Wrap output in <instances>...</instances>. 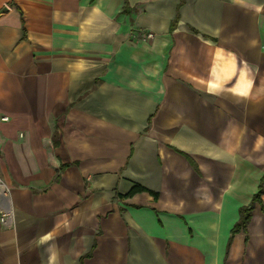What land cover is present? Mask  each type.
I'll return each mask as SVG.
<instances>
[{
  "label": "crops",
  "instance_id": "0c3cea01",
  "mask_svg": "<svg viewBox=\"0 0 264 264\" xmlns=\"http://www.w3.org/2000/svg\"><path fill=\"white\" fill-rule=\"evenodd\" d=\"M263 175L264 0H0V264H264Z\"/></svg>",
  "mask_w": 264,
  "mask_h": 264
},
{
  "label": "trees",
  "instance_id": "16d2710c",
  "mask_svg": "<svg viewBox=\"0 0 264 264\" xmlns=\"http://www.w3.org/2000/svg\"><path fill=\"white\" fill-rule=\"evenodd\" d=\"M263 193H264V175L260 179L258 191L253 195L251 202L248 205L242 206L239 209V219L237 223L234 225L232 232H235L239 229L245 230V227L250 218L251 210L254 206V203L258 202L261 204V195Z\"/></svg>",
  "mask_w": 264,
  "mask_h": 264
},
{
  "label": "built area",
  "instance_id": "2783aa9c",
  "mask_svg": "<svg viewBox=\"0 0 264 264\" xmlns=\"http://www.w3.org/2000/svg\"><path fill=\"white\" fill-rule=\"evenodd\" d=\"M146 36H147L146 38H150V37H152V33H147ZM1 119H2V120H7L8 117H7V116H2ZM0 183H2V182H0ZM2 184H3V183H2ZM7 216H8V213H4V214L2 215V217H1V220H2V221H5V219H6Z\"/></svg>",
  "mask_w": 264,
  "mask_h": 264
},
{
  "label": "bare ground",
  "instance_id": "6f19581e",
  "mask_svg": "<svg viewBox=\"0 0 264 264\" xmlns=\"http://www.w3.org/2000/svg\"><path fill=\"white\" fill-rule=\"evenodd\" d=\"M6 188L2 183H0V195H5ZM7 193V192H6ZM9 207V206H8Z\"/></svg>",
  "mask_w": 264,
  "mask_h": 264
}]
</instances>
